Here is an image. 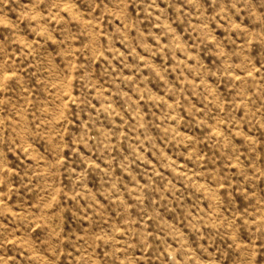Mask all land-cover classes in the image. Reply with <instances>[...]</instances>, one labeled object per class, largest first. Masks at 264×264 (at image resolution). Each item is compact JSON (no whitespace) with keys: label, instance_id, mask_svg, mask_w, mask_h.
I'll return each mask as SVG.
<instances>
[{"label":"rangeland","instance_id":"374dc122","mask_svg":"<svg viewBox=\"0 0 264 264\" xmlns=\"http://www.w3.org/2000/svg\"><path fill=\"white\" fill-rule=\"evenodd\" d=\"M0 264H264V0H0Z\"/></svg>","mask_w":264,"mask_h":264}]
</instances>
